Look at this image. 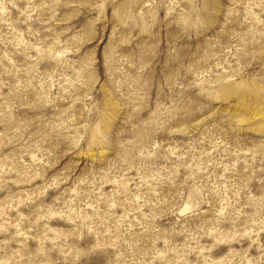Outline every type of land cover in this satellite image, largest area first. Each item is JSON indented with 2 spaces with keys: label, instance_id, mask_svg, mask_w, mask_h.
<instances>
[{
  "label": "rangeland",
  "instance_id": "obj_1",
  "mask_svg": "<svg viewBox=\"0 0 264 264\" xmlns=\"http://www.w3.org/2000/svg\"><path fill=\"white\" fill-rule=\"evenodd\" d=\"M0 264H264V0H0Z\"/></svg>",
  "mask_w": 264,
  "mask_h": 264
}]
</instances>
